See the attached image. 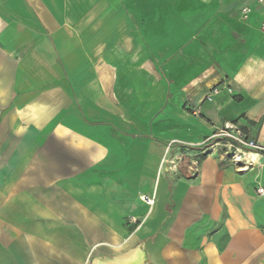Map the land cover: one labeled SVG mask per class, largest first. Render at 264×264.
<instances>
[{
    "label": "crops",
    "instance_id": "obj_1",
    "mask_svg": "<svg viewBox=\"0 0 264 264\" xmlns=\"http://www.w3.org/2000/svg\"><path fill=\"white\" fill-rule=\"evenodd\" d=\"M228 124L264 148V4L0 0V264H264V151L172 166Z\"/></svg>",
    "mask_w": 264,
    "mask_h": 264
},
{
    "label": "built area",
    "instance_id": "obj_2",
    "mask_svg": "<svg viewBox=\"0 0 264 264\" xmlns=\"http://www.w3.org/2000/svg\"><path fill=\"white\" fill-rule=\"evenodd\" d=\"M254 3L257 4H264V0H251ZM251 13V9L249 7H245L242 10V15L244 19H247L249 17V14ZM230 92H232L230 90ZM219 93V89L215 88L212 90L210 95L207 97L208 100H210L213 96L217 95ZM217 139H225L229 141L230 149L235 150V157L237 158L238 154L244 153V149H250L257 152L264 151V148L260 146L258 143L252 140L246 139L244 136H242L240 133H238L235 130V126L232 124H228L225 126L224 129L220 130L218 133H216L213 137L207 139L204 144L210 143ZM260 195L264 196V189L259 190ZM142 202L146 203L149 206H153L155 202V198L153 196H146L143 195L140 197ZM133 220V219H132Z\"/></svg>",
    "mask_w": 264,
    "mask_h": 264
},
{
    "label": "rangeland",
    "instance_id": "obj_3",
    "mask_svg": "<svg viewBox=\"0 0 264 264\" xmlns=\"http://www.w3.org/2000/svg\"><path fill=\"white\" fill-rule=\"evenodd\" d=\"M210 146V147H209ZM198 148L202 151L199 153V155H195V156H189L187 154H185L184 156H179L176 158V160L174 161L175 163L172 165L174 167V169H178V171H180L182 173V169H180V165L183 164L184 161L187 162L188 165L191 166V164H193V160L192 158H202L204 157L205 155L209 154V153H212L214 152L215 154L217 155H222L224 156L225 158H228L232 163L238 165V164H242V161H236V159H234L235 157V150L233 149H230V148H223V147H220L219 145H209V144H202L201 146H198ZM204 148V150H202ZM245 151V149L243 150V152ZM198 152V151H197ZM188 153V152H187ZM238 156H241L243 157V153H241L240 155L238 154ZM237 156V157H238ZM189 170V169H188ZM184 174V173H183ZM185 176V174H184Z\"/></svg>",
    "mask_w": 264,
    "mask_h": 264
},
{
    "label": "water",
    "instance_id": "obj_4",
    "mask_svg": "<svg viewBox=\"0 0 264 264\" xmlns=\"http://www.w3.org/2000/svg\"><path fill=\"white\" fill-rule=\"evenodd\" d=\"M189 166H190V165H188L186 161H184L183 164L180 165V169H182V172H183L187 177L190 176V174H189V172H188Z\"/></svg>",
    "mask_w": 264,
    "mask_h": 264
},
{
    "label": "bare ground",
    "instance_id": "obj_5",
    "mask_svg": "<svg viewBox=\"0 0 264 264\" xmlns=\"http://www.w3.org/2000/svg\"><path fill=\"white\" fill-rule=\"evenodd\" d=\"M237 160H238V161H243V158H242L241 156H238L237 159H236V161H237Z\"/></svg>",
    "mask_w": 264,
    "mask_h": 264
},
{
    "label": "trees",
    "instance_id": "obj_6",
    "mask_svg": "<svg viewBox=\"0 0 264 264\" xmlns=\"http://www.w3.org/2000/svg\"><path fill=\"white\" fill-rule=\"evenodd\" d=\"M220 140H225V139H217V140L212 141V143L218 142Z\"/></svg>",
    "mask_w": 264,
    "mask_h": 264
}]
</instances>
